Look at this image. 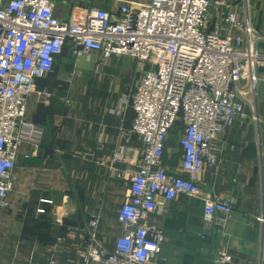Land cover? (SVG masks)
I'll use <instances>...</instances> for the list:
<instances>
[{"label":"built area","instance_id":"built-area-1","mask_svg":"<svg viewBox=\"0 0 264 264\" xmlns=\"http://www.w3.org/2000/svg\"><path fill=\"white\" fill-rule=\"evenodd\" d=\"M242 1L241 13L239 2L227 0H127L114 10L82 0L61 17L53 0H0V209L9 206L20 146L34 141L30 97L67 48L77 58L97 52L102 60L144 64L125 95L135 115L126 134L143 146L132 161L127 145L112 156L128 164L117 171L129 191L119 210L122 233L111 250L98 218H91L79 264H160L165 230L150 217L182 195L202 200L205 225L221 230L235 198L206 192L204 176L218 170L222 138L245 106L259 124L257 92L264 83V28L254 25L249 0ZM232 259L221 249L215 262Z\"/></svg>","mask_w":264,"mask_h":264},{"label":"crops","instance_id":"crops-1","mask_svg":"<svg viewBox=\"0 0 264 264\" xmlns=\"http://www.w3.org/2000/svg\"><path fill=\"white\" fill-rule=\"evenodd\" d=\"M53 1L61 17L82 3ZM125 1L100 5L114 10ZM227 1L239 2L243 12L242 0ZM249 4L254 25L264 28V0ZM143 70L133 58L102 60L97 52L77 58L66 50L39 81L41 91L31 95L28 109L34 141L22 142L9 206L0 209V264L84 263L91 218H98L101 239L115 249L129 191L117 175L128 164L112 156L127 145L132 161L143 146L126 134L135 115L125 102ZM258 88L259 124L245 106L222 138L227 143L218 170L204 176L206 192L235 198L233 213L218 230L205 225L202 200L182 195L167 202L163 215L150 217L165 230L160 264H216L221 249L232 255L227 264H264V83ZM172 140L176 154L178 140Z\"/></svg>","mask_w":264,"mask_h":264},{"label":"trees","instance_id":"trees-1","mask_svg":"<svg viewBox=\"0 0 264 264\" xmlns=\"http://www.w3.org/2000/svg\"><path fill=\"white\" fill-rule=\"evenodd\" d=\"M66 50H68V49L66 48L64 51H66ZM40 80H41V79H40ZM40 80H39V81H40ZM172 139H173L172 142L176 141V139H177V135H176V133L173 134Z\"/></svg>","mask_w":264,"mask_h":264},{"label":"rangeland","instance_id":"rangeland-1","mask_svg":"<svg viewBox=\"0 0 264 264\" xmlns=\"http://www.w3.org/2000/svg\"><path fill=\"white\" fill-rule=\"evenodd\" d=\"M259 89V88H258ZM260 91H262V89L260 88ZM258 93V92H257ZM257 99H258V94H257ZM259 103V102H258Z\"/></svg>","mask_w":264,"mask_h":264}]
</instances>
